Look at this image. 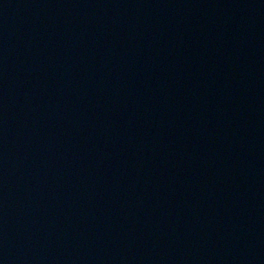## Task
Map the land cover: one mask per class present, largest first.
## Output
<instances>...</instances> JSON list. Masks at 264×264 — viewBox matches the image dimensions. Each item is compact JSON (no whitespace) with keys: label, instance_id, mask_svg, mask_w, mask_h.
Returning <instances> with one entry per match:
<instances>
[{"label":"water","instance_id":"95a60500","mask_svg":"<svg viewBox=\"0 0 264 264\" xmlns=\"http://www.w3.org/2000/svg\"><path fill=\"white\" fill-rule=\"evenodd\" d=\"M0 264H264V0H0Z\"/></svg>","mask_w":264,"mask_h":264}]
</instances>
